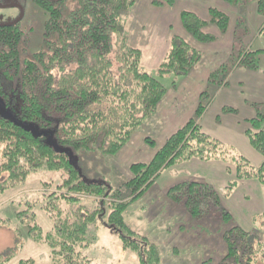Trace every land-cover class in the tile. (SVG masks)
I'll use <instances>...</instances> for the list:
<instances>
[{
  "label": "trees",
  "instance_id": "16d2710c",
  "mask_svg": "<svg viewBox=\"0 0 264 264\" xmlns=\"http://www.w3.org/2000/svg\"><path fill=\"white\" fill-rule=\"evenodd\" d=\"M31 1L46 17L42 49L22 58L26 31L20 22L0 26V99L13 106L19 119L0 115V193L25 183L31 173L42 168L65 172L62 182L42 206L52 221L51 229L44 230L31 209L28 214H19L26 219L28 235L50 248V264H92L82 251L90 245L91 227L98 229L101 221L120 234L122 248L134 252L140 264H162L158 244L134 231L125 220V212L155 184L164 169L182 160L197 157L233 162L235 169L228 165L230 187L235 183L234 177L236 182L257 178L264 183V160L255 166L244 156L234 157L222 142L204 132L199 123L205 110L201 101L195 115L171 134L149 161L128 166L126 194L122 187L85 179L80 156L88 152L115 155L124 149L167 95L168 89L160 78L171 73L188 75L201 53L192 43L175 35L155 76L142 67L141 48L131 45L123 33L121 18L138 0ZM223 1L237 6L250 0ZM255 1L264 17V0ZM209 12V20L194 12L181 13L184 27L205 43L216 39L203 31L206 25L216 24L224 32L230 24L227 13L216 8ZM259 31L264 36V23ZM260 52L241 53L238 65L259 69L256 61ZM25 124L47 128L50 133L40 135ZM247 125L245 133L251 145L264 156V111L247 119ZM50 136L56 142L50 141ZM145 140L155 142L149 137ZM168 195L183 201L192 215L206 212L211 204L216 206L224 226H229L223 231L225 244L219 260L210 258L202 264H210V260L212 264H264V243L258 233L264 232V211L259 214L257 232L234 221L211 185L182 181L171 186ZM80 196L96 199L88 205ZM62 202L69 207L64 208ZM15 256L12 251L0 257V264H8ZM17 264L40 263L28 258Z\"/></svg>",
  "mask_w": 264,
  "mask_h": 264
},
{
  "label": "rangeland",
  "instance_id": "374dc122",
  "mask_svg": "<svg viewBox=\"0 0 264 264\" xmlns=\"http://www.w3.org/2000/svg\"><path fill=\"white\" fill-rule=\"evenodd\" d=\"M154 1L163 4L156 5ZM224 2L174 0L173 4H167L164 0H138L131 10L124 12L121 18L123 33L131 45L141 48L142 67L153 75L158 76V69L166 60L175 35L192 43L201 57L188 75L171 73L160 78L168 89L167 95L124 149L115 155L88 152L80 156L79 164L85 179L122 187V193L126 194L125 183L130 177L128 166L149 161L168 137L195 115L200 101L205 107L199 119L204 132L222 142L234 157L244 156L255 166L262 163L264 156L251 145L245 133L247 119L264 111V36L259 31L263 24L258 23L262 15L258 12L260 15L255 18L251 13L254 7L257 8L255 0L232 5V9L229 3L225 9ZM210 8L232 11V23L224 32L216 24L206 25L203 31L216 39L205 43L195 39L184 27L181 13L190 11L209 20ZM19 18L26 31L25 41L21 44L24 58L43 48L46 17L31 0H0V24ZM247 50H261L256 61L259 69L238 65L241 53ZM204 91L206 93L202 94ZM225 107L233 110H224ZM0 115L19 120L13 106L6 105L3 99H0ZM49 117L56 119L52 115ZM25 125L40 135L50 133L47 128L41 130ZM147 137L153 139L154 144L147 143ZM50 141L55 139L50 136ZM229 164L235 169L233 162ZM229 164L222 159L208 161L194 157L182 160L164 169L155 184L127 208L126 222L138 234L158 244L162 264H202L210 258L219 260L225 244L223 231L229 227L224 226L222 213L216 206L211 204L206 212L192 215L185 209L183 201L170 197L169 188L178 182L195 180L211 185L218 191L225 209L233 214L234 221L258 232L259 214L264 211V183L257 178L236 182L234 177L235 183L230 187ZM64 176V171L42 168L31 173L25 183L0 193V257L12 251L16 255L8 264L28 258H35L40 264L51 263L50 248L28 235L26 219L19 214L22 211L28 214L31 209L39 225L46 231L51 229L52 221L42 206L49 201L48 194L56 190ZM80 197L88 205L96 199ZM62 206L67 209L69 204L62 202ZM97 228L92 226L88 233L90 245L82 251L83 257L87 256L92 264H140L134 252L122 248L117 231L104 225L103 221ZM258 233L264 243V232ZM209 262L212 264L211 260Z\"/></svg>",
  "mask_w": 264,
  "mask_h": 264
},
{
  "label": "crops",
  "instance_id": "0c3cea01",
  "mask_svg": "<svg viewBox=\"0 0 264 264\" xmlns=\"http://www.w3.org/2000/svg\"><path fill=\"white\" fill-rule=\"evenodd\" d=\"M221 1V0H220ZM224 8L225 9H228V4H227V2H224ZM232 5H231V9H232ZM222 11V10H221ZM246 11V10H245ZM223 12H225V13H227L229 16H230V23H232L231 22V19H232V15H231V13H232V11L230 12V13H228V12H226V11H223ZM251 13L255 16V18L257 17V15L259 16L260 14L258 13V11H257V8L256 7H254V9H253V11H251ZM262 18H260L259 19V22L258 23H260V24H263L264 23V18H263V16H261ZM253 19V17L252 18H250V20H252ZM258 72V71H257ZM242 82V81H241ZM170 189V188H169Z\"/></svg>",
  "mask_w": 264,
  "mask_h": 264
},
{
  "label": "water",
  "instance_id": "95a60500",
  "mask_svg": "<svg viewBox=\"0 0 264 264\" xmlns=\"http://www.w3.org/2000/svg\"><path fill=\"white\" fill-rule=\"evenodd\" d=\"M21 18L13 21V22H9V23H5V24H0V26H9V25H14V24H18L20 22Z\"/></svg>",
  "mask_w": 264,
  "mask_h": 264
}]
</instances>
